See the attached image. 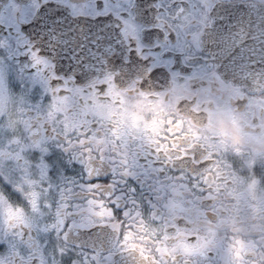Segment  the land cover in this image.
I'll use <instances>...</instances> for the list:
<instances>
[{
  "label": "flooded vegetation",
  "instance_id": "1",
  "mask_svg": "<svg viewBox=\"0 0 264 264\" xmlns=\"http://www.w3.org/2000/svg\"><path fill=\"white\" fill-rule=\"evenodd\" d=\"M25 2L0 0V65L23 69L0 66V264H264V93L223 77L264 52V0H104L99 22L72 16L100 0H54L72 14L31 31L75 50L26 67L2 27ZM81 174L102 182L65 179Z\"/></svg>",
  "mask_w": 264,
  "mask_h": 264
},
{
  "label": "snow or ice",
  "instance_id": "2",
  "mask_svg": "<svg viewBox=\"0 0 264 264\" xmlns=\"http://www.w3.org/2000/svg\"><path fill=\"white\" fill-rule=\"evenodd\" d=\"M39 2V0H38ZM104 3V0H100L99 4L90 3L89 7L94 8L96 12L105 13L104 16H85V17H78L72 16V19H86V20H94L99 22L100 20L107 21L109 17L116 19L114 13L112 12H105V7H101ZM135 7V5H133ZM123 7V5H121ZM156 7V5H153ZM34 8V5L31 3V0H26L23 10L21 11L20 17L15 22H10L2 27L8 32V39L10 42V46L13 40L19 41L21 37H26L28 39V43H16V51L18 52V56L15 58V65H24L25 67L28 64V61L31 59V53L36 52L38 55H43L45 57H50L52 54L46 51V48L52 47V41L45 37L39 31H31L37 27H44L43 22L38 23V17L43 14L47 13L49 18L51 19L52 25L62 24L64 22L65 17L60 16V11L63 8H68L69 12L68 15L72 14L73 11V4H65L61 6H57L54 3V0H45L43 3H39V7L35 8L36 15H31V10ZM48 9H54L52 12H48ZM123 18V17H121ZM74 30V29H73ZM45 31H53L51 26L45 29ZM39 39L41 41L40 44L36 43V40ZM66 43V42H62ZM21 57L23 59H21ZM74 59V57L72 58ZM4 71L11 74L16 71H23L20 67H15L13 65L12 58L9 57L5 60L3 65ZM53 67L55 69V62H53ZM71 71V69H70ZM57 82H61L64 77H62V70L56 72ZM75 79V77H73ZM63 172V169L61 170ZM155 174L150 172L146 167L141 171V173L134 177H126L124 178V185H119V182H116V185L119 186L120 191H113L112 196L109 198V203L114 205L112 208V216L116 217L117 211H120V214L123 215L126 209H121L119 202L116 201V197L120 196L122 198H126L128 195H131L135 198L138 190V186L140 191H143V185L149 183ZM66 180L71 181V185L74 188H79L82 184H97L102 182V178L100 176L91 177L89 179H85V174H81L80 177H65ZM131 181V183H129ZM103 183L105 184H112L113 181L108 174L103 177ZM98 222L92 223L88 228L83 229L84 231H93V229H103L107 226L105 222H103V218H97Z\"/></svg>",
  "mask_w": 264,
  "mask_h": 264
},
{
  "label": "water",
  "instance_id": "3",
  "mask_svg": "<svg viewBox=\"0 0 264 264\" xmlns=\"http://www.w3.org/2000/svg\"><path fill=\"white\" fill-rule=\"evenodd\" d=\"M238 10L239 9H237V11ZM260 17H263L264 20L263 15H261ZM218 26H214L213 28H218ZM40 31L43 34L44 31ZM219 37L220 36H218V40L214 39L215 36L208 38L209 41L207 43V46L210 44L219 49L222 45ZM63 41L64 40H62V38H59L58 42L52 43V47L46 48V51L50 52L57 59V61L63 60L66 57L65 55L69 56L71 55V52L75 50L76 36L67 40L66 43H62ZM219 60V65L223 67L225 60H223L222 57H220ZM254 61L255 62L253 63L252 68L246 70L240 69L235 73H231V75H228L225 72V76L223 75V77L233 80L237 84L245 86L251 91L264 93V52L260 55L255 54Z\"/></svg>",
  "mask_w": 264,
  "mask_h": 264
}]
</instances>
